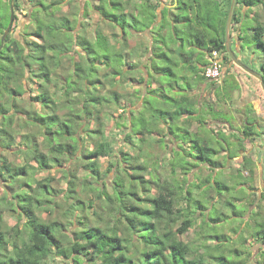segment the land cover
<instances>
[{"label": "trees", "instance_id": "obj_1", "mask_svg": "<svg viewBox=\"0 0 264 264\" xmlns=\"http://www.w3.org/2000/svg\"><path fill=\"white\" fill-rule=\"evenodd\" d=\"M8 1L0 0V264H247L236 244L248 239L224 232L247 213L264 259V220L238 208L220 162L264 133L250 109L232 127L217 108L220 84L235 90L237 81L223 69L220 82L204 74L214 51L222 67L234 64L225 48L231 0H94L84 13L79 0H15V9L29 5L33 32L1 42ZM237 5L231 46L238 31V51L261 53L264 78V0ZM88 8L98 16L91 31ZM118 109L116 146L107 125ZM210 119L229 124L228 134ZM11 151L22 162L4 155ZM243 161L236 186L253 180L254 161ZM55 167L65 188L40 176ZM203 169L211 176L192 182Z\"/></svg>", "mask_w": 264, "mask_h": 264}, {"label": "rangeland", "instance_id": "obj_2", "mask_svg": "<svg viewBox=\"0 0 264 264\" xmlns=\"http://www.w3.org/2000/svg\"><path fill=\"white\" fill-rule=\"evenodd\" d=\"M90 3H96L94 0H79L80 6L82 7V11L84 13L85 5L87 2ZM217 3L221 2V0H215ZM2 6L9 5L8 0H2L1 2ZM15 5V1H14ZM29 7L28 4H26L24 7H21L19 9H15L14 7V17H17V20H14L12 28L10 30V33H12L13 36L17 38H21L22 35H25L26 33H32L33 28L31 24L29 23V17H27V8ZM238 8V5H236L235 10ZM67 10V8L64 9V11ZM259 10V9H257ZM239 11L241 13L246 12L245 9L239 8ZM255 11V10H254ZM88 14L89 16H84L85 21H88L91 24V29L89 27V30L91 31L93 26L98 23V16L96 13L93 12L91 8H88ZM239 27V26H238ZM237 34L238 31H234L232 35V39L236 37L237 41ZM27 37V35H25ZM28 39L35 40V37L28 36ZM37 40V39H36ZM134 43V42H132ZM235 47V46H233ZM231 46L230 43V48L233 49V53L239 61H242L243 63H246L248 66L254 68L255 70L259 69L262 61L260 59L261 53L257 51L256 54H253V48L254 47H249L246 49L244 52L237 51ZM247 47V45H245ZM179 48V47H178ZM180 50V48H179ZM179 54V52H178ZM254 59V62L252 63L251 61ZM241 62V63H242ZM247 66V67H248ZM223 74L224 78L230 80H235L238 83V86L235 90H230L229 89V84L223 85V83L220 84V88H226L223 93L225 96L223 97L224 100L220 103L219 107L217 109H220L224 111L225 113H229L230 121H231V126L234 127L235 129L237 128H242V123L245 119V114L246 112L250 109L253 112L252 117H255L260 125V131L264 133V93L263 89L261 87V84L255 81L254 77H249L247 73L238 67L237 65H229L223 64ZM228 77V78H227ZM125 88H122L125 90H129L128 86H123ZM227 92V94H226ZM31 94L30 91L27 92L25 97L27 98L28 95ZM34 95V93H32ZM203 97L208 98L211 97L213 101H216V99L213 97L212 94H208L207 92H203ZM225 102V103H224ZM121 113V110L118 109L114 113V119L113 121H110L107 125L108 130L111 132V137L114 141V144L116 146L120 145V132L116 128L117 126L115 125V122L117 121V115ZM212 129L217 130L221 129L223 132L228 134L229 132V124L225 122L221 123H216V122H211L210 119V124ZM232 141L236 142V137L231 138ZM237 143V142H236ZM243 149H240L237 147V150L235 151L234 156H230L228 152H224L220 156V162L223 164L224 168V175L225 179L227 182V185L230 188H235V190H230L229 195L236 197L238 199H242L239 202L235 201V204L238 206L240 209H244L245 211H256L259 213V218L264 220V135L261 137H254L253 140H244L243 143ZM6 157L9 160H16L17 162L21 161L22 158L19 155L18 152H6L4 153ZM248 157L249 159H252L255 163L254 167V175H253V180L248 181L245 180V184L241 186H236L235 184L239 182L240 180L237 178L238 175V168L241 164L244 163L243 159L244 157ZM225 157H228V160H224ZM231 157V158H230ZM103 166L106 167L107 161L102 160ZM240 170H243L244 168H239ZM61 169L59 167H55L52 170L46 171L45 173H41L40 176H47V175H52L56 178L59 179L60 183V188H65V183L62 180L63 173L60 171ZM245 172H248L247 169ZM198 173H195L194 176H191V181L195 182L197 184L200 183V179L203 177L211 176L210 170L208 169H203L202 173H200V176L197 177ZM245 175V174H244ZM247 175V174H246ZM248 177V176H246ZM243 191H242V190ZM214 197L216 196L215 193L212 194ZM91 197V196H89ZM225 212L229 213L226 209ZM248 214V213H247ZM245 215L243 219L238 220L237 222H234L233 225L227 226V228L224 229V232L227 234V236L231 237L232 239H235L238 242L239 237L242 238H247V242L241 246L236 244L237 249L241 252H244L245 254L242 255L243 260H247V264H259V262L264 263V259L262 256H258L259 254V247H260V241H253V239L249 238V234L252 231V227L254 226L253 221L248 220V215ZM45 215V214H44ZM91 218V222L94 223V221H98L96 217L93 215H89ZM104 219L107 220V216L104 214ZM4 219L6 223L10 226L15 225L16 221L11 218L7 213L4 215ZM231 227H234L238 230V233H233L231 232L228 228L231 229ZM199 228L196 226L192 230H190L188 234L189 240L194 239V233L195 231H198ZM213 245L212 243H210ZM250 253V257L248 256ZM51 264H62L61 262L58 261H53Z\"/></svg>", "mask_w": 264, "mask_h": 264}, {"label": "water", "instance_id": "obj_3", "mask_svg": "<svg viewBox=\"0 0 264 264\" xmlns=\"http://www.w3.org/2000/svg\"><path fill=\"white\" fill-rule=\"evenodd\" d=\"M14 1L15 0H10V17H9V23L8 26L4 32V35L2 37V41H4L5 37L8 35V33L10 32L13 22H14ZM237 5V0H231V6L228 12V16H227V20H226V25H225V48L227 51L228 56L230 57V59L232 60V62L237 65L238 67H240L241 69H243L246 73H248L249 75L255 77L261 84V87L263 89V93H264V78L262 76L261 73L254 71L253 69L247 67L246 65H244L243 63H241L239 61V59L235 56V54L233 53V51L230 48V38H229V33H230V28H231V24H232V20H233V16L235 14V8ZM179 52V48L177 49V54Z\"/></svg>", "mask_w": 264, "mask_h": 264}, {"label": "built area", "instance_id": "obj_4", "mask_svg": "<svg viewBox=\"0 0 264 264\" xmlns=\"http://www.w3.org/2000/svg\"><path fill=\"white\" fill-rule=\"evenodd\" d=\"M211 64L205 69V77L216 82L221 80L222 62L217 51L211 54Z\"/></svg>", "mask_w": 264, "mask_h": 264}, {"label": "crops", "instance_id": "obj_5", "mask_svg": "<svg viewBox=\"0 0 264 264\" xmlns=\"http://www.w3.org/2000/svg\"><path fill=\"white\" fill-rule=\"evenodd\" d=\"M236 32V31H235ZM232 42H234L236 45H235V49L238 51V46H239V41H237V39H236V37L235 38H233V41Z\"/></svg>", "mask_w": 264, "mask_h": 264}, {"label": "flooded vegetation", "instance_id": "obj_6", "mask_svg": "<svg viewBox=\"0 0 264 264\" xmlns=\"http://www.w3.org/2000/svg\"><path fill=\"white\" fill-rule=\"evenodd\" d=\"M9 33H10V32H9ZM9 33H8V34H9ZM255 71H256V70H255ZM255 79H256V78H255ZM258 83H260V82L258 81Z\"/></svg>", "mask_w": 264, "mask_h": 264}]
</instances>
